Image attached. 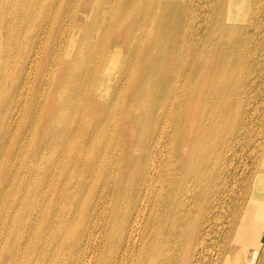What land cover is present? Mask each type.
Instances as JSON below:
<instances>
[{
    "label": "bare ground",
    "instance_id": "obj_1",
    "mask_svg": "<svg viewBox=\"0 0 264 264\" xmlns=\"http://www.w3.org/2000/svg\"><path fill=\"white\" fill-rule=\"evenodd\" d=\"M263 64L264 0H0V264H190L237 144L264 190Z\"/></svg>",
    "mask_w": 264,
    "mask_h": 264
},
{
    "label": "rangeland",
    "instance_id": "obj_2",
    "mask_svg": "<svg viewBox=\"0 0 264 264\" xmlns=\"http://www.w3.org/2000/svg\"><path fill=\"white\" fill-rule=\"evenodd\" d=\"M198 18L199 19L201 18V14L198 15ZM262 68H263L262 73L256 77V82H255L256 83V86H255L256 92L254 91V94L249 98L248 103H246V105H245L246 109L248 110V107H249L248 111L252 112V114L250 113L251 118H252L251 123L255 127H257V124L261 122L260 117L262 119V116L264 115V104H262V103H264V64H263ZM260 86H261V88H260ZM254 102L257 104H260L262 110L259 109L260 106L255 104ZM258 102H261V103H258ZM257 106H258V109L256 108ZM258 114H262V115L259 116ZM238 145L239 144L236 145L237 146L236 147L237 148L236 154H231L230 152L228 153L229 157L231 156V160H229V163L227 164V166L225 168V173H227L226 179L228 182L226 180L225 181L228 184H226V182H225V185H224L225 187L223 186L224 187L223 192L220 193V195H221L219 198L220 200L217 202H212L213 204L211 203L209 205L212 207H208L209 208L208 210L211 212L207 211L208 212L207 217L205 216V218H203V216H201L199 218V220L200 219L201 220L197 221L196 225H198V226H196V227L198 230L199 229L200 230L198 231L197 236L194 238V240L190 244H188V247H187V253L189 256L188 259L190 261V264H199V263L200 264H222L223 258L226 256V253L229 252L230 246L233 243V238H234L233 232L235 230L234 225H235V223H237L238 216H239L240 211L243 208V206L248 204V202H247L248 200H250L251 202L256 204V206H258L261 203H262V206L264 205V190L257 189L255 191H253L252 193L248 194L247 197H245V195H244V192H243L244 187L247 186V190H249V186L254 185V182H257L255 180L256 176H255L254 164H253L254 161L256 160V156H255L254 152H251V156L253 155L252 157L249 155L250 154L249 150H247L248 147L241 146V145H240L241 146L240 147ZM236 156H237V158H236ZM234 157H235V159H234ZM14 164H15V166L23 165V164H21L20 160L17 158L14 159ZM252 166H253V168H252ZM240 171H241V174H239ZM229 175L231 176V178ZM227 185H228V187H227ZM249 192H250V190H249ZM214 203H218L217 206L219 208ZM198 222L201 223L200 227H199ZM209 222H211V223H209ZM253 225L256 227H260L261 223L254 221ZM220 227H222V228H220ZM263 228H264V220H263L262 228H261V234H263V237H262V240L260 241L257 252L254 254V256L251 259H248V257H246L245 255L244 256L241 255L240 264H264V229ZM197 239H198V241H196ZM205 240H206V242H205ZM201 243H203V244H201ZM194 251H195V253H194ZM200 251H201V253H200ZM205 256H206V258H204ZM198 260H200V261H198ZM203 260H205V261H203ZM201 261H203V263Z\"/></svg>",
    "mask_w": 264,
    "mask_h": 264
}]
</instances>
